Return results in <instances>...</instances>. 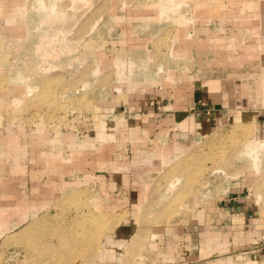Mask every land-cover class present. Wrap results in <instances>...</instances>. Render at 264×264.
Listing matches in <instances>:
<instances>
[{"label": "rangeland", "instance_id": "obj_1", "mask_svg": "<svg viewBox=\"0 0 264 264\" xmlns=\"http://www.w3.org/2000/svg\"><path fill=\"white\" fill-rule=\"evenodd\" d=\"M160 1L165 11L178 2ZM158 6V0H0V190L9 185L5 153L22 157L29 147L27 135L19 132L54 130L71 112L88 122L82 115L91 114L99 156L109 146L98 137L104 121L100 113L109 105L131 107L167 84L171 62L185 60L172 55L180 45L176 42L184 41L174 36L185 26L173 10L153 19ZM9 14L15 22L7 23ZM9 128L20 138L8 148ZM254 129L253 123L230 119L172 161L153 165L140 183L114 178L106 190L98 181L70 176L73 182L58 191L54 187L58 197L45 204L36 197L24 199L30 194L27 180L41 177L36 169L45 144L33 143L29 148L36 159L27 171L18 168L10 176L16 181L15 203L38 204L28 208L22 222L11 218L12 228L0 237V264H172L184 255V235L202 221L205 202L212 210L233 178L249 179L256 172L244 150L256 138ZM57 133L49 147L72 143ZM259 154L264 157V148ZM263 189L261 181L256 191ZM257 202L263 211V193Z\"/></svg>", "mask_w": 264, "mask_h": 264}, {"label": "crops", "instance_id": "obj_2", "mask_svg": "<svg viewBox=\"0 0 264 264\" xmlns=\"http://www.w3.org/2000/svg\"><path fill=\"white\" fill-rule=\"evenodd\" d=\"M158 5V13L151 16L153 19L162 18L173 10V14L179 12L176 20L184 22L183 32L177 31L174 36L184 41L176 42L175 46L180 45L172 55L185 60L180 65L171 62L167 84H160L147 100L133 101L131 107L123 103L115 107L109 105L100 113L104 117L98 136L103 140L100 144H109L102 155L97 156L91 114L82 115L88 122H81L79 112H71L54 130L30 128L19 132V135H27L26 147L39 142L45 144L41 145L44 150L42 147L39 156L42 164L36 169L41 177L27 180L30 194L24 195V199L36 197L38 203L52 202L58 197L54 187L58 191L60 185L72 183L70 176L88 183L98 181L106 190L111 189L114 178L128 184L130 179L134 184L140 183L141 175L150 172L153 165L161 167L166 159L172 161L194 141H203L223 129L230 119L253 123L257 128L254 129L256 138L250 139L244 150L252 157L256 172L249 179L233 178L212 210L205 202L202 221L195 222L184 235V255L173 258L172 264H264V210L257 202L262 193L264 197V189L262 193L256 191L258 183L264 181V157L259 154L264 148V0L230 3L178 0L168 11L161 8L160 0ZM13 22L15 15L9 14L7 23ZM138 39L145 38L139 36ZM15 99L14 102L19 101ZM56 129L57 137L72 143H62L56 149L49 147ZM8 133L6 145L9 148L20 136L14 128H9ZM132 136L143 139H129ZM153 141L160 150L158 154ZM29 147L22 157L5 153V158L9 159L6 169L9 185L6 190H0V200L7 199L0 203L4 204L0 205V210H11L15 214L0 222V237L12 228L13 216H18L19 220L12 223L22 222L28 208H35L37 203H15L16 181L10 176L18 168L24 167L27 171L31 159H36ZM260 166L263 172L258 171ZM98 168H102L99 174ZM248 182L251 186H246ZM32 190L37 193H31Z\"/></svg>", "mask_w": 264, "mask_h": 264}, {"label": "bare ground", "instance_id": "obj_3", "mask_svg": "<svg viewBox=\"0 0 264 264\" xmlns=\"http://www.w3.org/2000/svg\"><path fill=\"white\" fill-rule=\"evenodd\" d=\"M176 0H170L169 3H174ZM48 15H51L48 13ZM6 209V208H5ZM11 217V210H0V221H7Z\"/></svg>", "mask_w": 264, "mask_h": 264}]
</instances>
